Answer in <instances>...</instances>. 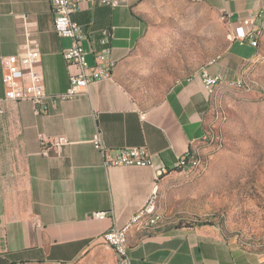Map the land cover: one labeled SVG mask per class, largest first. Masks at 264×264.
<instances>
[{
	"label": "crops",
	"instance_id": "0c3cea01",
	"mask_svg": "<svg viewBox=\"0 0 264 264\" xmlns=\"http://www.w3.org/2000/svg\"><path fill=\"white\" fill-rule=\"evenodd\" d=\"M192 1L225 19L230 44L159 99L139 101L133 84L136 51L150 32L159 0H114L113 5L84 2L73 15L85 35L90 66L96 64V52L110 50V77L91 83L82 96L50 102L46 114H37L31 102L5 104L0 115V264H117L119 256L102 235L128 224L151 197L156 206L190 172L175 166L205 137L215 95L245 81L260 58L259 48L241 45L239 39L252 29L244 21L264 7V0ZM54 17L49 0H0V98L8 91L5 63L29 53L41 56L35 80L50 97L68 90L74 68L64 51L72 40L57 35ZM256 30L261 33L264 23L258 22ZM204 72L223 80L207 92ZM97 132L111 149L146 148L155 167H104L91 143ZM41 135L65 136L70 145L44 156ZM96 212L108 217L95 219ZM141 226L128 234L133 264H264V246L228 237L217 223L197 224L188 217L179 224Z\"/></svg>",
	"mask_w": 264,
	"mask_h": 264
},
{
	"label": "rangeland",
	"instance_id": "374dc122",
	"mask_svg": "<svg viewBox=\"0 0 264 264\" xmlns=\"http://www.w3.org/2000/svg\"><path fill=\"white\" fill-rule=\"evenodd\" d=\"M159 4L136 51L134 92L144 103L205 69L230 44L225 19L208 6L192 0ZM253 42L260 50L255 68L241 84L215 95L212 123L188 163L190 172L147 214L158 218L157 225L191 217L264 246V30Z\"/></svg>",
	"mask_w": 264,
	"mask_h": 264
},
{
	"label": "built area",
	"instance_id": "2783aa9c",
	"mask_svg": "<svg viewBox=\"0 0 264 264\" xmlns=\"http://www.w3.org/2000/svg\"><path fill=\"white\" fill-rule=\"evenodd\" d=\"M49 2L55 15V32L59 37L72 40V46L64 51L67 64L74 68V72L70 76V86L65 93L50 97L45 87L35 80L36 73L34 69L41 59L39 53H29L18 58H11L5 63L4 81L8 86V91L5 97L0 98V115L4 114L7 102H31L35 105L37 114H46L50 102L55 104L59 101H68L82 96L91 83L110 77V68L113 61L110 50L105 47L102 51L96 52V64L90 66L87 61L88 52L82 45L85 35L79 24L73 20V15L79 11L81 4L84 2L90 4L101 2L113 5L114 0H49ZM258 22H264V7L244 21V24L251 26L252 29L245 37L239 39L241 45L250 44L253 47H258L257 43L253 42V34H258L256 30ZM107 35H110V32H107ZM102 44L106 45V41H102ZM27 75H29V79ZM222 80L221 75L211 76L207 72L203 73V84L207 92L210 85L215 84V82H222ZM142 119H145V114H142ZM40 142L41 153L44 156H48L51 152H60L62 148L70 145V141L65 136L48 137L41 135ZM91 143L102 155L103 166L106 168L121 166L155 167L152 156L146 148H108L104 145L100 132L94 134ZM188 166L187 156H183L179 158L175 168L180 170L188 168ZM158 173L161 175L163 168L158 169ZM149 206H152V197L140 211H146V207ZM137 214L138 212L131 221ZM93 217L104 220L108 217V213L96 212ZM131 221L125 226L131 225ZM157 223L158 218L156 217L153 223L141 227L154 226ZM123 228L124 226L113 227L105 232L101 238L119 256L117 264H133L128 240L120 239V231Z\"/></svg>",
	"mask_w": 264,
	"mask_h": 264
},
{
	"label": "bare ground",
	"instance_id": "6f19581e",
	"mask_svg": "<svg viewBox=\"0 0 264 264\" xmlns=\"http://www.w3.org/2000/svg\"><path fill=\"white\" fill-rule=\"evenodd\" d=\"M254 36V35H253ZM220 82H215L213 85H217ZM188 158V156H187ZM188 159H187V165H188ZM181 170V169H180ZM154 199V198H153ZM154 200H152V206H153ZM152 206L146 207V211H140L137 216L131 221V225L124 226L122 231H120V239L128 240V234L131 228L137 225H148L149 223H153L155 219H147V214L152 211ZM157 225V224H156ZM155 226V225H154ZM151 227V226H149Z\"/></svg>",
	"mask_w": 264,
	"mask_h": 264
},
{
	"label": "trees",
	"instance_id": "16d2710c",
	"mask_svg": "<svg viewBox=\"0 0 264 264\" xmlns=\"http://www.w3.org/2000/svg\"><path fill=\"white\" fill-rule=\"evenodd\" d=\"M194 154L191 152V153H189V156H188V158L190 159L192 156H193ZM196 222H197V224H199L200 223V221H198V220H196ZM202 223V222H201Z\"/></svg>",
	"mask_w": 264,
	"mask_h": 264
}]
</instances>
